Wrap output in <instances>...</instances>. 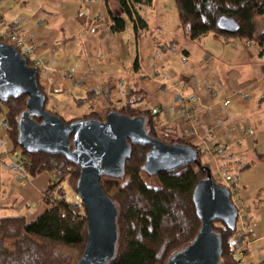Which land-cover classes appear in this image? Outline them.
<instances>
[{
    "label": "crops",
    "instance_id": "0c3cea01",
    "mask_svg": "<svg viewBox=\"0 0 264 264\" xmlns=\"http://www.w3.org/2000/svg\"><path fill=\"white\" fill-rule=\"evenodd\" d=\"M133 9L129 19L118 0H0V37L21 30L31 61L46 66L39 84L47 107L65 121L92 113L105 120L112 108L130 105L156 114L159 129L197 146L218 181L236 185L232 200L247 220L250 246L242 264H264V55L237 38L188 40L174 0ZM113 17L126 21L122 32L112 31ZM260 18L255 25L262 33ZM5 139L0 131V143ZM7 141L0 218L30 224L47 210L44 193L55 175L30 179L16 171L21 150ZM259 192L263 202L253 204Z\"/></svg>",
    "mask_w": 264,
    "mask_h": 264
},
{
    "label": "trees",
    "instance_id": "16d2710c",
    "mask_svg": "<svg viewBox=\"0 0 264 264\" xmlns=\"http://www.w3.org/2000/svg\"><path fill=\"white\" fill-rule=\"evenodd\" d=\"M118 1L129 19L133 17V4L152 2ZM174 2L180 27L184 29L188 40L199 41L210 34L216 37L237 38L255 43L260 48L261 55H264V32L257 34L255 25V20L264 15V0ZM221 18L233 20L239 27L237 34L228 35L221 32L218 29ZM138 21H141L139 17ZM125 27L126 21L123 18L113 17L114 33L122 32ZM0 41L6 43L3 37H0ZM27 61L28 66L35 67L31 59L27 58ZM26 102L27 97L23 96L11 99L7 105L0 104L3 120L6 122L7 139L13 146V151L21 150V173L34 179L44 172H50L55 175V179L44 193L47 210L36 221L26 224L22 221L23 218H0V264H75L84 253L88 242L85 211L83 205L74 206L71 199H61L57 192L63 188L65 181H69L75 193L80 170L62 156L22 151L18 143V125L22 113L26 110ZM139 102L141 99L134 104ZM46 111L56 114L47 106ZM111 111L131 118H145L146 132L153 138L167 144L190 145L173 132L159 129L161 121L156 114L136 111L130 105L119 109L112 108ZM89 118L101 120L96 113L84 117ZM73 121L76 120L65 122L70 124ZM192 147L199 151L197 146ZM149 150L148 147H133L123 178H103L101 181L105 193L118 208L119 238L115 258L109 264H167L170 257L189 246L200 231L201 221L193 202V192L198 183L210 177L230 190L236 186L232 183L228 187L219 182L199 151L196 164L173 173L160 174L157 178L161 187H149L143 180V166ZM249 167L250 165L242 168V171ZM259 196L261 192L253 204L263 202ZM213 229L222 240L221 264H242L247 250L246 236H240V221L238 220L234 229L218 222L213 224ZM60 247L69 248L73 255L58 254Z\"/></svg>",
    "mask_w": 264,
    "mask_h": 264
},
{
    "label": "water",
    "instance_id": "95a60500",
    "mask_svg": "<svg viewBox=\"0 0 264 264\" xmlns=\"http://www.w3.org/2000/svg\"><path fill=\"white\" fill-rule=\"evenodd\" d=\"M218 29L235 35L239 27L233 20L221 18ZM39 75L36 67L28 66L25 56L0 41V104L27 97L18 125L20 148L28 153L62 156L80 170L75 193L85 211L88 242L75 264H109L115 258L119 238L118 208L105 193L102 179L123 178L136 146L150 148L143 166L150 177L196 164L199 151L190 145L167 144L153 138L146 132L145 118H131L116 111L109 112L105 120L89 118L67 124L46 111L47 97L40 88ZM193 202L201 221L200 231L167 264H221L222 240L213 224L236 228L239 210L231 190L208 177L195 187Z\"/></svg>",
    "mask_w": 264,
    "mask_h": 264
},
{
    "label": "built area",
    "instance_id": "2783aa9c",
    "mask_svg": "<svg viewBox=\"0 0 264 264\" xmlns=\"http://www.w3.org/2000/svg\"><path fill=\"white\" fill-rule=\"evenodd\" d=\"M2 27V23H0V30ZM4 41L6 42V44L14 47L16 50H18L23 56H25L26 58L31 59L34 55L33 51L29 48H27L26 46V42L22 36V32L20 29L17 28H13L11 29L4 37H3ZM35 67L39 69V73H40V68H42L43 70L46 69V66L43 64H39L38 62L34 61L33 62ZM0 131H4L6 132V126L5 125H1L0 126ZM15 170L16 171H21V166H22V159H21V155L17 156L15 159ZM219 178L221 179H225L226 175L223 174H219ZM221 180H219L220 182ZM58 196L61 199H68L67 193L64 190V188H60V190L57 192ZM75 195L73 196L74 201H72V204L75 205H82V202L78 199L76 193H74ZM240 221L241 224V233L240 236H247V230H248V224H247V220L245 218H241L239 217L238 219ZM250 248V246H246V250L248 251V249Z\"/></svg>",
    "mask_w": 264,
    "mask_h": 264
},
{
    "label": "rangeland",
    "instance_id": "374dc122",
    "mask_svg": "<svg viewBox=\"0 0 264 264\" xmlns=\"http://www.w3.org/2000/svg\"><path fill=\"white\" fill-rule=\"evenodd\" d=\"M170 2L172 3L173 0H166V3H170ZM262 23H263V20L261 18H257L255 20V24L257 26H259ZM258 33H261V30L257 28V34ZM2 121H3V113L0 110V123ZM7 142H8L7 139H5V140H3L2 143H0V174L1 175L3 174L2 168L3 169L5 168L7 170V167L9 165V164H6V167L4 165H2L5 162V158H3V157L1 158V155L4 154V152H3L4 151V145L7 144ZM143 180L149 187H152V188H155V189H159L161 187V183H160V181H159V179L157 177H150L149 175L144 174L143 175ZM63 188H64V190L67 193L68 199H71L72 201H74L73 196L75 194L73 193L74 191H73L69 181H65L63 183ZM13 218H23V217H10L8 219H13ZM25 220L26 219L23 218L22 221H25ZM57 253L60 254V255H64V256H72L73 255L72 251L69 248H65V247L58 248Z\"/></svg>",
    "mask_w": 264,
    "mask_h": 264
}]
</instances>
